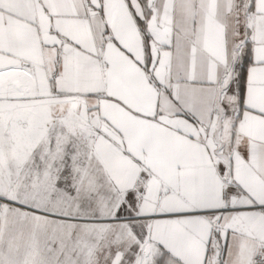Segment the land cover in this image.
Returning <instances> with one entry per match:
<instances>
[{"label":"snow or ice","instance_id":"1","mask_svg":"<svg viewBox=\"0 0 264 264\" xmlns=\"http://www.w3.org/2000/svg\"><path fill=\"white\" fill-rule=\"evenodd\" d=\"M0 264H264V0H0Z\"/></svg>","mask_w":264,"mask_h":264}]
</instances>
